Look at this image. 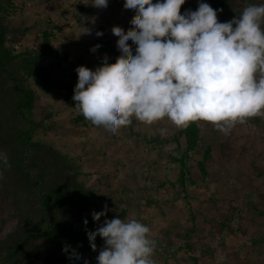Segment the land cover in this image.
I'll return each mask as SVG.
<instances>
[{"label":"rangeland","instance_id":"obj_1","mask_svg":"<svg viewBox=\"0 0 264 264\" xmlns=\"http://www.w3.org/2000/svg\"><path fill=\"white\" fill-rule=\"evenodd\" d=\"M91 2L0 0L6 37L0 47L5 66H0V152L10 163L0 178V264H48L51 256L53 264H76L72 250L88 264H97L104 241L97 236L93 251L88 233L113 217L149 226L156 241L155 264H264V116L237 121L227 134L198 120L194 148H186L185 127L167 117L152 124L133 117L115 134L93 125L72 99L75 68L94 70L110 53L90 51L94 41L88 44L86 37L99 43L113 37L109 42L117 47L118 37L105 33L104 23L110 30L121 24L127 32L136 14L121 0H109L106 8ZM205 2L225 22L264 0ZM197 6V0H186L181 13ZM122 12L128 16L121 17ZM85 27L89 33L80 32ZM45 32L58 53L68 54L54 68L42 54ZM16 81L35 94L26 117L15 109ZM22 131L29 132V142L16 136ZM38 177L41 183H36ZM47 192L60 197L45 209L40 200ZM105 205L106 217L94 221L93 214ZM49 220L76 236L69 252L53 250L49 240L37 238Z\"/></svg>","mask_w":264,"mask_h":264},{"label":"clouds","instance_id":"obj_2","mask_svg":"<svg viewBox=\"0 0 264 264\" xmlns=\"http://www.w3.org/2000/svg\"><path fill=\"white\" fill-rule=\"evenodd\" d=\"M108 2L92 0L91 5L106 8ZM185 2L124 0L123 7L136 18L132 30L111 29L120 52L115 62L109 63L105 54L94 70L75 68L78 80L72 99L86 120L109 134L131 124L133 117L146 124L167 117L177 127L203 120L227 134L237 121L264 116V3L249 4L220 22L218 10L205 0L181 13ZM85 28L83 33H89ZM130 44L136 45L134 50ZM164 132L160 129L161 135ZM8 167L7 154L0 152V178ZM108 211L105 205L92 219L99 222ZM84 225L87 230V220ZM97 236L104 241L97 264H155L156 241L140 220L105 218L88 233L93 251ZM69 254L76 264H88L75 250Z\"/></svg>","mask_w":264,"mask_h":264},{"label":"trees","instance_id":"obj_3","mask_svg":"<svg viewBox=\"0 0 264 264\" xmlns=\"http://www.w3.org/2000/svg\"><path fill=\"white\" fill-rule=\"evenodd\" d=\"M82 7V5H80ZM45 43L44 50L42 54L46 55L47 61L49 62L50 65H52V68L57 67L60 62L66 61L68 58L67 53H58L56 46L53 43V38H51V34L49 32H45L42 35ZM6 42V37H5V31L4 28L2 27V24H0V47H4ZM99 44L101 49L109 51V57H108V62L109 63H114L116 58L120 55V52L117 47H114L110 44V42L106 43H99L95 42L94 45ZM103 62V61H102ZM101 62V64H102ZM0 66L5 67L4 63L0 60ZM3 73H5L7 76H9V71L4 68L2 70ZM30 71H34V68H31ZM50 71V70H49ZM10 77V76H9ZM15 81V80H14ZM40 81V80H39ZM13 92L15 95V109L19 114L22 116L26 117L25 111L33 109L35 106V94L33 93L32 90L30 89H25L23 85L19 84L17 81L14 83L13 87ZM184 134L187 138V147L186 148H194L197 145V142L199 140V128L196 123V121L191 122L190 125L184 128ZM18 138H20L21 141L24 143L29 142L31 136L29 132H17ZM32 145L31 147H33ZM208 153V152H207ZM40 177V175H38ZM35 180L36 183H41V180L39 179ZM60 195L56 193H43L42 194V199L40 200V205L43 206L45 209H48L49 206L52 204V202L55 199H58ZM70 197H75L74 193H70ZM48 226L46 227V230L43 234L39 233L37 234L38 237H44L45 239L49 240L51 242V245L53 247V250L57 249H64L65 245H69V242H75L76 241V236L70 230L69 228H66L62 226V224L59 221H46ZM19 251V248H16V250L11 254L12 256L16 255ZM48 264H53V258L52 256L50 257V260L48 261Z\"/></svg>","mask_w":264,"mask_h":264},{"label":"crops","instance_id":"obj_4","mask_svg":"<svg viewBox=\"0 0 264 264\" xmlns=\"http://www.w3.org/2000/svg\"><path fill=\"white\" fill-rule=\"evenodd\" d=\"M121 3L124 4V0H121ZM99 11H100V9H99ZM121 11H123V10H121ZM118 12H119V10H118ZM118 12H117V13H118ZM123 15H124L125 17L128 16L127 14H124V12H122V13H121V17H123ZM99 17H101V16L99 15ZM105 17H106V16H105ZM108 26H109V25H108L107 23H104L103 27H105L106 29L103 30V31H105V33H111V32H112V31L108 28ZM120 26L123 27L121 24H120ZM111 29H112V27H111ZM123 29H124V27H123ZM108 31H109V32H108ZM80 32L83 33V32H85V31H82V30H81ZM96 32H97V31H96ZM80 38H83V37L81 36ZM112 38H113V37H109V39L106 40V42H109V41H110V42H114V40L112 41ZM86 39H87L86 41L88 42V44H89V42L91 43L92 41H94L93 44L96 42L94 36H93V38H91L90 36H89V37H86ZM80 58H81V56H80ZM100 64H101V63H100ZM100 64H98V65H100Z\"/></svg>","mask_w":264,"mask_h":264}]
</instances>
